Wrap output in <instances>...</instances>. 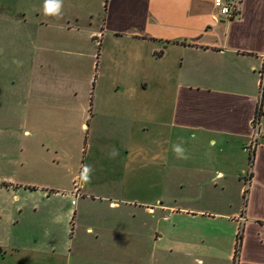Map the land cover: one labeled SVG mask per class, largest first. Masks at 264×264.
I'll list each match as a JSON object with an SVG mask.
<instances>
[{
	"label": "crops",
	"instance_id": "crops-1",
	"mask_svg": "<svg viewBox=\"0 0 264 264\" xmlns=\"http://www.w3.org/2000/svg\"><path fill=\"white\" fill-rule=\"evenodd\" d=\"M233 1L237 15L231 19L217 12L214 0H63L59 17L44 15V0H20L15 18L21 37L34 33L31 41L37 56L32 80L43 85H37L42 98L30 99L32 109L65 103L59 100L70 95V85L57 82H67L72 71L93 90L98 80L111 81L102 91L111 85L115 96L132 98L128 100L132 139L127 154L134 152L139 144L134 139L140 136L146 158L143 165L155 168L160 162L162 187L224 193L222 200L204 197L198 202L212 206L223 202L231 207L232 198H226L231 189H237L240 208L236 212L211 217L206 210L186 208L182 215L227 221L232 247L225 257L234 262L240 232L237 264H264V139L251 149L257 104L264 97L260 83L264 0ZM11 8L6 3L4 10L11 12ZM8 16L12 17L6 13L5 18ZM73 48L86 51L78 66L68 68L67 73L70 59H56L54 54ZM93 109V101L86 100L81 127H89L86 122L94 118ZM261 125L264 130V116ZM188 137L192 140H186ZM123 143L126 145L125 140ZM174 144L183 148L186 158L177 157ZM160 206L167 208L162 201ZM147 211L152 209L147 207ZM212 231L198 238L216 244ZM158 234L155 229L153 238ZM133 237L136 235L131 236L134 241ZM116 239L113 234L98 236L95 240L100 241V248L88 252L112 262L120 252ZM133 253L137 255L128 249L124 254ZM185 253L194 256L196 264H204L203 256L220 252L207 245ZM57 258L69 264L71 252Z\"/></svg>",
	"mask_w": 264,
	"mask_h": 264
},
{
	"label": "rangeland",
	"instance_id": "rangeland-1",
	"mask_svg": "<svg viewBox=\"0 0 264 264\" xmlns=\"http://www.w3.org/2000/svg\"><path fill=\"white\" fill-rule=\"evenodd\" d=\"M6 3L11 12L4 10ZM21 4L20 0H0V264H67L57 255L69 251V264H196L185 250L207 245L216 246L221 254L203 256L204 264H234L224 255L232 247L227 221L198 220L181 211L206 210L211 217L236 212L238 190L229 192L226 200H233L229 207L223 202L216 206L198 202L204 197L224 198L223 192L213 189L194 192L162 187L160 162L155 168L143 165L142 137L134 139L139 143L134 152L139 154H127L132 139L128 94L115 96L111 85L102 91L111 82L107 79L98 80L93 90L72 71L67 82H57L70 85V95L59 100L65 103L43 110L40 106L37 111L31 108L32 96L42 98L38 87L43 83L32 80L37 53L31 41L34 33L21 37L15 18ZM6 13L12 17L5 18ZM85 51L73 48L54 57L70 59L68 73ZM86 100L93 101L94 107L88 128L81 127ZM85 165L92 168L88 181L81 177ZM161 201L167 208L160 206ZM213 229L217 243H202L198 237ZM112 234L120 250L112 262L88 252L100 248L96 237ZM132 235H136L134 241ZM128 249L137 255L127 257Z\"/></svg>",
	"mask_w": 264,
	"mask_h": 264
},
{
	"label": "built area",
	"instance_id": "built-area-1",
	"mask_svg": "<svg viewBox=\"0 0 264 264\" xmlns=\"http://www.w3.org/2000/svg\"><path fill=\"white\" fill-rule=\"evenodd\" d=\"M214 5L217 9V12L222 16H225L231 19L237 15V7L233 0H220L219 3H217V0H214ZM260 75H261L260 83L264 91V66L261 70ZM262 116H264V97L263 96H261L257 104V114H256V117L253 123L254 132L252 136L251 149L255 148L259 140L264 139V130L261 125Z\"/></svg>",
	"mask_w": 264,
	"mask_h": 264
},
{
	"label": "clouds",
	"instance_id": "clouds-1",
	"mask_svg": "<svg viewBox=\"0 0 264 264\" xmlns=\"http://www.w3.org/2000/svg\"><path fill=\"white\" fill-rule=\"evenodd\" d=\"M220 0H217L219 3ZM62 6L63 0H44L43 12L46 16H56L59 17L62 14ZM173 152L177 154L178 158H186L183 157V148L179 144L173 145ZM115 153H113L114 155ZM92 168L91 166L85 165L81 172V177L84 181H88L91 178Z\"/></svg>",
	"mask_w": 264,
	"mask_h": 264
},
{
	"label": "trees",
	"instance_id": "trees-1",
	"mask_svg": "<svg viewBox=\"0 0 264 264\" xmlns=\"http://www.w3.org/2000/svg\"><path fill=\"white\" fill-rule=\"evenodd\" d=\"M241 245H242V235L239 232V234L237 236V242H236L234 264H237L238 256H239L240 250H241Z\"/></svg>",
	"mask_w": 264,
	"mask_h": 264
}]
</instances>
